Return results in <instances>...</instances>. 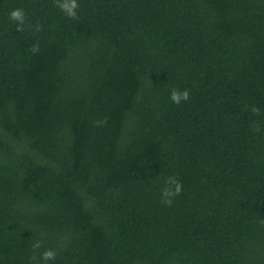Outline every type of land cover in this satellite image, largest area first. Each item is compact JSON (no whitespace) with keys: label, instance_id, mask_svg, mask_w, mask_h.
<instances>
[{"label":"trees","instance_id":"trees-1","mask_svg":"<svg viewBox=\"0 0 264 264\" xmlns=\"http://www.w3.org/2000/svg\"><path fill=\"white\" fill-rule=\"evenodd\" d=\"M78 3L0 0V264H264V0Z\"/></svg>","mask_w":264,"mask_h":264},{"label":"clouds","instance_id":"clouds-1","mask_svg":"<svg viewBox=\"0 0 264 264\" xmlns=\"http://www.w3.org/2000/svg\"><path fill=\"white\" fill-rule=\"evenodd\" d=\"M56 6L69 18L78 20L79 19V9L80 4L78 0H55ZM9 19L12 22L16 23L17 31H23V25L25 23V12L22 8H15L12 9L9 13ZM35 30L39 32L41 30V26L37 25ZM40 50V46L38 43L33 44L30 48V51L35 54L38 53ZM189 90L188 89H179L173 88L170 92V99L174 104H180L182 101H187L189 99ZM251 111L255 114L260 113V109L257 107H253ZM107 123V117L102 120L94 121L95 126H104ZM253 131H260L259 126L253 128ZM182 183L174 176H168L165 180V186L161 190V199L164 204L171 206L172 198L179 195L182 191ZM41 247V242L37 240L33 243V249H39ZM57 256V252L55 249L46 248L40 254V260L44 261L45 264L49 260H55ZM33 261L37 258L35 255L31 257Z\"/></svg>","mask_w":264,"mask_h":264}]
</instances>
